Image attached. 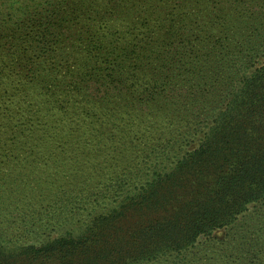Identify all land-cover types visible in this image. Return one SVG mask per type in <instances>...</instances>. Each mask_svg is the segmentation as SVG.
I'll return each mask as SVG.
<instances>
[{
    "label": "rangeland",
    "instance_id": "1",
    "mask_svg": "<svg viewBox=\"0 0 264 264\" xmlns=\"http://www.w3.org/2000/svg\"><path fill=\"white\" fill-rule=\"evenodd\" d=\"M53 1L0 0V36L14 34L4 49H11L14 58L8 69L9 82H26L29 93H44L55 104L54 110H45L48 132L43 129L35 136L40 147L50 141L48 133L54 136L50 145L58 149L51 158L66 164L58 188H44L43 180L49 176L29 182L24 192L41 194L32 204L39 209L59 208L69 203L63 202L67 196L88 201L97 191H109L107 201L112 207L121 204L127 191H189L177 195L186 194L187 203L194 199L191 191H207L215 179L214 168L209 166L212 156L188 162L186 158L202 145L215 142L222 132L221 116L238 91L241 75L264 64V0H194L187 3L191 8L177 13L165 27L154 23L155 35H96L95 18L106 11L107 1H75L78 17L66 32L49 35L52 44L45 55L42 45L41 50L20 49L18 25L34 12L47 15L45 8ZM144 3L174 5L172 0H128L120 10L132 11ZM255 4L261 10L253 8ZM225 14L232 17L224 18ZM183 26L189 30L201 27L202 34L181 35ZM169 30L173 34L164 35ZM150 48L156 52L154 56L165 54L149 61L132 58L133 50L139 54ZM224 73L231 76L229 80L223 79ZM40 157L38 160H47L46 155ZM254 162L256 158L249 163ZM253 186L258 191L257 184ZM24 201L1 212L0 233L5 238L7 224L15 232L21 227L13 209L26 213L30 207ZM175 207L169 201L168 213ZM126 233L131 235L132 228L117 237ZM2 236L0 247L9 250L12 243ZM228 242L239 247L232 252L236 262L229 264L264 261V198L248 204L231 223L198 237L184 249L172 246L157 262L148 264H228L218 256ZM256 244L255 253L245 258L244 251ZM4 264L25 262L18 258Z\"/></svg>",
    "mask_w": 264,
    "mask_h": 264
},
{
    "label": "trees",
    "instance_id": "2",
    "mask_svg": "<svg viewBox=\"0 0 264 264\" xmlns=\"http://www.w3.org/2000/svg\"><path fill=\"white\" fill-rule=\"evenodd\" d=\"M75 1L84 3L91 0H54L45 8L47 15L37 16V12H34L29 20L18 25L20 49L41 50L42 45L41 52L45 55L46 49L52 44L49 35L66 32L68 24L78 17ZM96 1L108 3L106 11L98 13L95 18L96 35H155L154 23L165 27L177 13L183 12L184 8H191L187 3H193L194 0H172V6L157 7L144 3L142 8L132 11L120 10L128 0ZM111 4L114 6L111 7ZM252 6L259 10L262 8L258 4ZM231 17V14L224 15V18ZM52 25H57V29H53ZM200 28L189 30L185 26L181 35H201ZM170 30L164 35H172L173 30ZM7 35V38L0 36V220L4 218L1 212L10 211L22 200L29 203L30 208L26 213L19 212L16 207L13 209L21 225L18 231L7 227L8 224L4 229L7 238L2 236L1 231L0 235L8 239L12 247L9 250L0 247V264L18 258H23L25 264L157 262L159 256L166 254L172 246L184 249L198 237L231 223L235 215L246 210L248 204L264 198L263 64L255 72L248 74L245 71L241 75L238 91L232 95L227 111L221 116L219 128L222 132L213 142L216 145H202L186 158L188 162L190 158L212 156L210 160L213 161L209 166L214 168L212 174L215 179L207 191H191L194 199L187 203L188 196H180L182 193L190 194L189 191H127L118 207L108 203L109 191H97L89 195L88 201L77 200L80 196L71 195L63 201L69 203L59 208L54 205L37 208L32 202L37 201L34 199L41 194L31 195L34 191L26 194L24 191L29 187V182L49 176L43 180L44 188H58L66 164L51 158L53 151L58 149V146L50 145L54 144V136L52 138L48 133L50 141L42 147L35 136L36 132L43 129L45 133L48 132V128H45V112L54 110L55 104L44 93L33 90L29 93L26 82L20 81L17 85L9 82L11 77L8 69L14 58L10 55L11 49L8 52H4V49L6 44L12 42L14 34ZM212 35L217 33L212 31ZM173 51L169 50L168 55H172ZM261 51L264 52V41ZM155 53L151 48L139 54L135 50L131 52L136 61L159 59L165 54L154 56ZM222 77L226 81L231 76L224 73ZM51 122L56 125L55 121ZM41 155H46L47 160H38ZM255 158L257 162L251 165L249 162ZM256 184L258 191L253 186ZM169 201L176 204L172 214L167 209ZM130 228L133 231L131 235L126 233L117 237L120 232ZM51 233H55L56 237H49ZM25 240H32V243L24 244ZM258 244L244 251L245 258L255 253ZM238 249L228 242L226 247L219 249L218 256L226 259L228 264L236 262L232 252ZM257 264H264V261Z\"/></svg>",
    "mask_w": 264,
    "mask_h": 264
}]
</instances>
